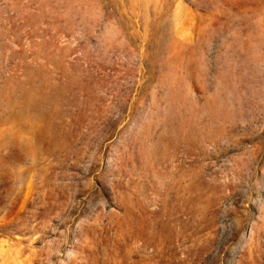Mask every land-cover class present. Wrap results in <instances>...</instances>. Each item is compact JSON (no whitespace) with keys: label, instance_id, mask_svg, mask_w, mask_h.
Returning a JSON list of instances; mask_svg holds the SVG:
<instances>
[{"label":"rangeland","instance_id":"rangeland-1","mask_svg":"<svg viewBox=\"0 0 264 264\" xmlns=\"http://www.w3.org/2000/svg\"><path fill=\"white\" fill-rule=\"evenodd\" d=\"M0 264H264V0H0Z\"/></svg>","mask_w":264,"mask_h":264}]
</instances>
